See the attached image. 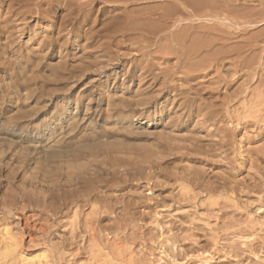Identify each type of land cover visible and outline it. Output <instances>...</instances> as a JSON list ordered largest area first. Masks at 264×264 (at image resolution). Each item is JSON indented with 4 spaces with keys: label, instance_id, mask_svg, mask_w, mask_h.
Listing matches in <instances>:
<instances>
[{
    "label": "rangeland",
    "instance_id": "1",
    "mask_svg": "<svg viewBox=\"0 0 264 264\" xmlns=\"http://www.w3.org/2000/svg\"><path fill=\"white\" fill-rule=\"evenodd\" d=\"M179 1L183 7V0ZM185 1L189 3L190 7L186 8L189 11L201 9L203 2ZM170 2L173 3L172 0H69L65 6L63 0H0V264H98L97 260L103 262L102 257L109 260L107 243L114 240L125 251H142L149 237V234L146 238L143 235L153 228L154 213L158 212L160 218L168 220L173 214H181L180 211L192 210L191 207L176 210L171 208L173 203H163L180 183L166 176L167 171L182 170L183 167L206 169L214 178L217 173L240 169L244 171L239 178L244 177L246 185L253 183V175L255 179L262 176L257 171L264 172V159L255 158L261 160V164L258 161L256 164L254 157L259 154L258 148L264 147V134L258 132V123L264 125V95L261 94L264 84H258V77H261L258 75L264 74V25L260 18H256L259 24L257 20L248 19L261 17L262 5L254 2L253 5L263 12L252 5L248 8L251 13L247 14L245 0H223V7H229H219L227 11L221 13L227 20L219 25L220 22L202 20L199 15L198 19L193 15L188 20L187 14L176 13L175 5L170 10ZM140 6L146 12L143 11V15ZM210 10H204L211 14L206 16L218 12ZM204 12L200 13L201 17L205 16ZM245 12L246 16L253 12L256 15L247 18ZM132 14H137L136 18ZM167 16H170L169 21ZM127 18H130L129 22ZM177 18L183 20L178 19L174 25ZM134 20L140 21L141 25ZM146 20L151 22L145 23ZM179 24H182L181 28ZM203 29L210 33V36L207 33V46L215 37L218 39L208 49L200 44L206 39L202 37ZM176 30H180L182 34H179L185 35L184 38H180ZM196 37H200V43ZM175 39L177 42L173 41ZM178 42H182L181 46ZM246 43H253V48ZM223 50L229 52L225 55ZM219 51L221 59L220 55L214 56ZM238 60L244 61L243 65L246 63L241 69ZM233 76L239 78L238 81L230 82L235 80ZM256 88L258 90H254ZM198 106L212 107L219 115H223L225 109L232 113L231 116L228 113L229 119L223 118L224 122H220L228 129H239L235 135L236 146L233 143V148L228 151L233 159L231 166H213L188 159L173 162L180 155L177 153L185 151L175 147L181 142L189 144L185 139L190 135L207 138L208 130L200 128L205 113H198ZM206 119L204 127L213 130V120L208 115ZM96 161L106 164L97 162L98 166ZM98 168L104 173L101 178H105H102L105 185L101 184L98 190L99 198L103 199L91 198L78 218L67 213L65 198L57 195L64 197V187L66 191L70 189L66 188L70 186L66 184L69 183L68 171L90 170L94 173L93 170ZM105 169L108 170L105 172ZM246 191L239 193L242 197H250V200L248 196L244 197L243 203L250 202L252 213L264 216V193ZM235 195L233 197L239 198ZM155 202L159 205L154 208ZM95 207H99L98 213ZM94 216L100 221H92V218L96 220ZM88 218L90 225H96L99 230L94 239L90 231L83 228V232L79 228ZM127 220L133 221L119 230L118 222ZM75 230L79 236L72 241L71 233ZM123 230L129 234L135 232L136 239L119 242ZM94 244H101V249L93 252L91 258V250H87ZM147 245L149 247L150 243ZM160 261L156 262L162 264L165 260ZM244 263L248 264L247 260Z\"/></svg>",
    "mask_w": 264,
    "mask_h": 264
},
{
    "label": "bare ground",
    "instance_id": "2",
    "mask_svg": "<svg viewBox=\"0 0 264 264\" xmlns=\"http://www.w3.org/2000/svg\"><path fill=\"white\" fill-rule=\"evenodd\" d=\"M65 3V6H67L69 0H63ZM124 1V0H123ZM131 1V0H130ZM160 1V0H159ZM162 1V0H161ZM179 1V0H178ZM177 0H172L173 3L172 6L170 5V10L172 9V7L174 6L176 8V13H184V15L186 16V14L188 16L187 19L189 20V17L190 20L193 18V15H194V18L196 16L199 15L198 18H201L202 20H205L207 19L208 21H216V22H220L219 25H222L224 24V21H226L227 19H224L222 16H221V13L223 11V9L221 7H223V0L219 1V0H213V3L211 0V2H209L208 0H203L202 3H200L201 5V9L197 6H199V3H196L198 4L197 6V9H193V11H189L187 10L186 8H188L189 6V3L188 1H185L183 0V7L182 5V2L178 3ZM201 1V0H200ZM199 1V2H200ZM208 1V2H207ZM221 2L219 4L216 3V2ZM228 1V0H227ZM237 1V0H235ZM246 3L248 4H245L244 7H247V9L249 7H252V5L257 3V5H262L260 6L261 7V10L262 8L264 9V0H245ZM195 2V1H194ZM197 2V1H196ZM3 3V2H2ZM1 3V4H2ZM154 3V2H153ZM151 3V4H153ZM159 3V2H158ZM163 3V2H162ZM167 5H168V1L166 2ZM191 3V1H190ZM225 3V2H224ZM252 3V4H251ZM150 4V3H149ZM185 4V5H184ZM195 4V3H194ZM226 4V3H225ZM127 5V4H126ZM145 5V4H144ZM241 5V4H239ZM244 4H242L241 6H243ZM153 6V5H152ZM154 6H155V3H154ZM154 6L152 9H154ZM160 6V5H159ZM221 6V7H219ZM228 6V5H227ZM227 6L225 7V9L227 8ZM231 6V5H230ZM253 6H256V5H253ZM258 6V7H259ZM138 7V6H137ZM141 7V6H140ZM150 6L147 5L146 8H148ZM158 7V5H157ZM163 7L165 8V6L163 5ZM167 7V6H166ZM190 7V6H189ZM193 4H192V7L190 8L192 10L193 8ZM223 7V8H224ZM229 7V6H228ZM139 8V7H138ZM142 8V7H141ZM241 8V7H239ZM238 8V9H239ZM257 11L259 12H263V11H260V8L257 9V6L255 7ZM130 9V8H129ZM133 9V8H132ZM151 9V10H152ZM207 9H211L212 11H218L217 13L215 12L214 16H206V15H211L210 13H206V12H209V11H206L204 12V10H207ZM233 8H229V10H231ZM237 9V8H236ZM253 9V8H252ZM131 10V9H130ZM135 10V9H133ZM142 11V15H143V8L140 9ZM149 8H148V12H149ZM165 10V9H164ZM210 10V11H211ZM228 10V9H227ZM242 11L244 10L245 11V8L244 9H241ZM251 10V9H250ZM138 11V10H137ZM140 11V12H141ZM168 10H166L167 12ZM173 12H175L174 10H172ZM225 11V10H224ZM223 11V12H224ZM235 11V9H234ZM240 11V9L238 10ZM249 11V9H248ZM247 12L248 13H251L250 11ZM255 11V10H254ZM255 11V13L257 12ZM63 12V11H62ZM67 12V11H66ZM145 12V11H144ZM153 12V11H152ZM151 12V13H152ZM171 12V11H170ZM169 12V13H170ZM172 12V14H173ZM201 12H204L205 16L201 17L200 16V13ZM227 12V11H225ZM232 13L233 10L231 11ZM246 12H245V16H246ZM131 13V12H130ZM136 13V12H134ZM146 13V12H145ZM144 13V14H145ZM230 13V12H229ZM227 13V14H229ZM140 13H138L139 15ZM155 14V13H153ZM220 14V16H219ZM254 12L252 14H249L247 15L246 17H251L253 16ZM258 14V13H257ZM260 14V13H259ZM258 14V15H259ZM263 14V16H262ZM261 14V17H263L264 19V12ZM133 15V14H132ZM131 15V16H132ZM137 15V14H136ZM135 15V16H136ZM141 15V14H140ZM168 15V14H167ZM213 15V14H212ZM233 15V14H232ZM244 15V14H243ZM256 14H254L255 16ZM127 16V14H126ZM129 16V15H128ZM134 16V15H133ZM134 16V17H135ZM173 16V15H172ZM177 16V14H176ZM162 17V16H161ZM170 17V16H169ZM169 17L167 16L166 17V20L168 19L169 21ZM185 17V18H186ZM213 17V18H212ZM261 17H258L256 16L255 19L254 18H248L250 19L249 21H252V19L255 21L257 20L258 18L262 19ZM65 18V17H64ZM132 18V17H131ZM136 18V17H135ZM143 18V17H142ZM158 18V17H157ZM164 18V17H163ZM174 18V17H173ZM197 18V19H198ZM257 18V19H256ZM125 19V18H124ZM129 19L130 18H127L128 22H129ZM134 19V18H133ZM132 19V20H133ZM171 19V18H170ZM180 19V18H177L175 21H174V25L176 24L175 22H177V20ZM182 19V18H181ZM180 19V20H181ZM230 19V18H229ZM228 19V20H229ZM237 19V18H236ZM259 19L260 23L264 25V21L263 23L261 22V20ZM126 20V22H127ZM137 20V19H136ZM148 20V19H147ZM146 22L145 23H150L152 20L154 19H150L149 21L150 22ZM161 20V18H160ZM183 20V19H182ZM240 20V19H239ZM121 21V20H120ZM123 21V20H122ZM142 21V19H141ZM199 21V20H198ZM232 21V20H230ZM248 21V20H247ZM248 21V22H249ZM258 21V20H257ZM259 21H258V24H259ZM19 22V21H18ZM133 22H136L135 20ZM140 23V21H137ZM136 22V23H137ZM178 22H181V21H178ZM130 23H132L130 21ZM135 23V25H136ZM138 23V24H139ZM144 23V22H143ZM170 23V22H169ZM226 23H229V22H226ZM255 23V22H254ZM155 24V23H154ZM210 24V23H209ZM105 25V23H104ZM108 25V24H107ZM127 25V24H126ZM133 25V24H132ZM141 25V23H140ZM145 26V24H143ZM148 25V24H147ZM162 25V24H161ZM164 25L166 26V24L164 23ZM180 25V24H179ZM182 25V24H181ZM181 25H180V28H181ZM189 25V24H188ZM202 25V24H201ZM215 25V24H214ZM27 26V25H26ZM125 26V25H124ZM128 26V25H127ZM153 26V25H152ZM164 26V27H165ZM171 26V25H170ZM173 26V24H172ZM178 26V25H177ZM196 26V25H195ZM199 26H200V23H199ZM205 26V25H204ZM203 26V27H204ZM210 26V25H209ZM262 26V25H260ZM121 27V26H120ZM158 27V26H156ZM155 27V28H156ZM176 27V26H174ZM187 27V26H186ZM202 26H200V29H201ZM207 27V26H205ZM204 27V28H205ZM213 27V26H212ZM217 27V26H216ZM124 28H127V27H124ZM123 28V29H124ZM132 28V26H131ZM138 28V27H137ZM163 28V27H162ZM168 28V27H167ZM192 28V27H190ZM225 28V26H224ZM158 29V28H157ZM178 29V27H177ZM197 29V28H196ZM206 29V28H205ZM257 29V28H256ZM127 30V29H126ZM146 30V29H145ZM162 30V29H161ZM207 30V29H206ZM210 30H213V29H210ZM228 30V29H227ZM150 31V30H149ZM154 31V30H153ZM167 31V30H166ZM177 33H181L180 30H176ZM183 31V30H182ZM185 31V30H184ZM183 31V32H184ZM188 31V30H187ZM193 31V30H192ZM221 32L223 31L222 28L220 30ZM259 31V30H258ZM256 31V32H258ZM156 32V31H155ZM203 32H204V29H203ZM214 32V31H213ZM224 32V31H223ZM233 32V30H232ZM254 32V30H253ZM189 33V32H188ZM194 33V32H193ZM196 33V32H195ZM205 33V34H204ZM204 36L202 35L203 38L206 37V39H202L204 41V43H200V37H196L198 39V42L200 44H204L206 45L208 43V40L207 38V33L208 32H204ZM226 33V32H225ZM230 32H228L229 34ZM235 33V32H234ZM261 33V32H260ZM262 33L263 30H262ZM261 33V34H262ZM182 34V33H181ZM179 34V37L180 35ZM197 34V33H196ZM210 33H208L209 35ZM233 34V33H232ZM237 34V33H236ZM168 35V34H167ZM176 35V33H175ZM174 35V36H175ZM188 35V34H187ZM198 35L201 36V34L199 33ZM234 35V34H233ZM251 35V34H250ZM263 35V34H262ZM178 36V35H176ZM183 35H181L180 38H184V36L182 37ZM210 36V35H209ZM213 35H211L212 37ZM217 36V34L215 35ZM245 36V35H244ZM253 36V34L251 35ZM258 36V34H257ZM128 37V36H127ZM195 37V36H193ZM210 37V38H211ZM218 37V36H217ZM220 37V36H219ZM241 37V36H240ZM254 37H256L254 35ZM172 38V37H171ZM191 38V37H190ZM195 38V40H197ZM220 38H223V36H221ZM239 38V37H238ZM258 38V37H256ZM260 38V37H259ZM143 39V38H142ZM169 39V38H168ZM188 39V38H187ZM215 40L218 41V39L215 37L214 38ZM224 39H227V38H224ZM149 40V39H148ZM192 40V39H191ZM212 40V39H211ZM214 40V41H215ZM258 40V39H257ZM173 41H176L173 40ZM207 41V42H206ZM211 42L210 41V44L208 46L211 47V43H215L216 42ZM177 42V41H176ZM183 42H185V40H183ZM226 42V41H225ZM225 42H224V46L225 45ZM250 42V41H248ZM255 42V41H253ZM260 42V41H259ZM180 43V46L182 44V42H178ZM186 43V42H185ZM242 43V42H241ZM262 43V42H261ZM193 44V43H191ZM240 44V43H239ZM250 43H246L247 46H252L249 45ZM256 44V43H255ZM163 45V44H162ZM257 45V44H256ZM255 45V46H256ZM169 46V45H168ZM207 46V45H206ZM205 46V48H206ZM207 46V49L209 48ZM223 46V47H224ZM244 44L241 46L243 47ZM254 46V45H253ZM252 46V48H253ZM183 47V46H182ZM186 47V46H184ZM191 47V46H190ZM199 47V46H198ZM237 47V46H236ZM246 47V46H245ZM158 48V47H157ZM163 48V47H162ZM166 48V47H165ZM217 48V47H216ZM225 48V47H224ZM168 49V48H167ZM190 49V48H188ZM218 49V48H217ZM221 49V48H219ZM218 49V50H219ZM226 49V48H225ZM234 49V48H233ZM237 49V48H236ZM169 50V49H168ZM183 50H185L183 48ZM198 51V49H196ZM239 50V49H238ZM177 51V50H176ZM227 50H223V53L226 55V52ZM232 51V50H231ZM247 51V50H245ZM243 51V52H245ZM190 52V50H189ZM194 52V51H193ZM229 52V50L227 51ZM257 52V51H255ZM161 53V52H160ZM222 53V52H221ZM246 53V52H245ZM209 54V53H208ZM189 55V54H188ZM193 55V54H192ZM198 55V54H197ZM214 55V54H213ZM220 55V51H219V54L217 53V55H214L215 57ZM228 55V54H227ZM240 55V54H239ZM254 55V54H253ZM252 55V56H253ZM166 56V55H165ZM181 56V55H180ZM203 56V55H202ZM222 55L219 56V58L221 57ZM195 57V56H194ZM205 57V56H204ZM203 57V58H204ZM212 57V56H211ZM230 57V56H228ZM242 57V55H241ZM241 57H238L237 58H241ZM244 57V55H243ZM249 57H250V54H249ZM254 57V56H253ZM188 58V57H187ZM191 58V57H190ZM196 58V57H195ZM202 58V57H201ZM223 58V57H221ZM220 58V59H221ZM225 58V56H224ZM236 58V57H235ZM249 59V58H248ZM204 60V59H203ZM224 60V59H223ZM212 61V60H211ZM247 61V60H246ZM249 61V60H248ZM247 61V62H248ZM239 62V60H238ZM241 62V63H240ZM240 64L241 65L244 61H241L240 60ZM198 63V62H196ZM186 65V64H185ZM194 65V64H193ZM199 65V64H197ZM203 65V64H202ZM238 65V66H239ZM246 65V63L244 64ZM242 64V66H240V69L244 66ZM248 65V64H247ZM237 66V67H238ZM251 67V65H249ZM232 67V66H231ZM236 67V65H235ZM236 67V68H237ZM190 68V67H189ZM216 68V67H215ZM239 68V67H238ZM237 68V69H238ZM239 69V70H240ZM207 70V69H206ZM234 73V72H233ZM237 74V73H235ZM258 76H261V77H258V79H260L259 81V85L261 84H264V74H260ZM235 76H233L234 78ZM230 79V78H229ZM238 81L239 78H236L235 77V80H231L230 82H234V81ZM200 80V79H199ZM227 81V80H226ZM243 81V80H242ZM221 83V82H220ZM229 83V82H228ZM227 83V84H228ZM241 83V82H240ZM226 84V82H225ZM231 84V83H230ZM229 85V84H228ZM255 86L256 87H260V86ZM240 86V85H239ZM242 86V85H241ZM263 86V85H262ZM241 88V87H240ZM261 88V87H260ZM242 89V88H241ZM246 90V87L244 88ZM243 90V89H242ZM254 90H258L257 88L254 89ZM262 90V89H261ZM234 91V90H233ZM240 91V90H239ZM264 91V89L262 90ZM225 92V91H224ZM233 93V92H232ZM261 93V91H260ZM261 94L264 95V93L262 92ZM263 95H261L260 97H262ZM223 97V95H222ZM226 97V96H225ZM264 99V96L262 97ZM223 99V98H222ZM212 100V99H211ZM262 100V99H261ZM225 101V100H224ZM264 100H262L263 102ZM249 102V101H248ZM261 102V103H262ZM226 103V102H224ZM213 105V104H212ZM210 105V106H212ZM263 105V108H264V103L262 104ZM187 106V105H186ZM207 106V105H206ZM215 107V106H214ZM183 108V107H182ZM209 108V110L206 111V109ZM212 107H205L203 108V106H198V109H197V112L199 111L200 113H205L204 117H205V120H203V123L206 124V122L208 121L206 119V115H208L210 117V120L212 121L211 123V126L214 127L213 130H210L209 128L211 127H204L205 125L203 124V126L201 125L200 128H203V130H205L204 128H206L208 130V133H207V138H210V139H207V138H204V137H195V135H190L189 138L185 139L187 141V143L189 144H184L183 145V142H181V144H178L175 148L178 149L179 151H184V153L181 154L180 153H177V154H180L179 156L177 155L172 161L175 163L177 162L178 160H180L179 162L185 160V159H188V160H193V161H198L202 164H207V165H217L218 164H221L223 166L224 165H230L232 164V161L233 159L229 156V150H231L233 148V145L236 146V143H235V135L237 134L236 131L237 130H232V129H228L227 126L225 125H221L220 122H224V119L223 118H228L229 119V111L227 112L228 109H225L226 112L224 113L223 111V115H219V113L215 110V111H212L213 109H211ZM228 108V107H227ZM262 108V109H263ZM261 109V110H262ZM184 110V109H183ZM264 110V109H263ZM262 110V111H263ZM231 111V110H230ZM196 112V113H197ZM198 112V113H199ZM197 113V114H198ZM221 113V112H220ZM230 116H231V112L229 113ZM218 117H217V116ZM180 116V115H179ZM182 116V115H181ZM184 116V115H183ZM191 116V115H190ZM194 116V115H193ZM192 116V117H193ZM200 116V115H199ZM262 116V115H261ZM191 117V118H192ZM234 117V116H233ZM232 117V119H233ZM238 117V116H237ZM264 117V115L262 116V118ZM214 118V119H213ZM219 118V119H217ZM239 118V117H238ZM236 118V119H238ZM259 118V117H258ZM231 119V120H232ZM244 118L241 117V120H243ZM181 120V117L180 119ZM178 120V121H179ZM192 120V119H191ZM240 120V121H241ZM261 120V119H260ZM259 120V121H260ZM188 121V120H187ZM156 122V121H155ZM191 122V121H189ZM210 123H207L208 126H210ZM191 124V123H190ZM241 124V122H240ZM247 124V123H246ZM259 125V128H260V134L263 135L264 134V125H262L260 122L258 123ZM188 127H189V124H188ZM245 128V127H244ZM199 129V128H198ZM197 129V130H198ZM238 129V127H237ZM250 129V128H249ZM183 130V129H182ZM195 130V131H197ZM206 130V131H207ZM168 131V130H167ZM189 131V130H188ZM232 131V132H231ZM239 131V129H238ZM237 131V132H238ZM187 132V131H186ZM194 132V130H193ZM202 132V131H201ZM241 132V131H240ZM133 133V132H132ZM196 133V132H195ZM194 133V134H195ZM230 133H233L232 135ZM239 133V132H238ZM244 134V133H243ZM172 135V134H171ZM186 135V134H185ZM247 135V134H246ZM258 135V134H257ZM256 135V136H257ZM194 136V137H193ZM237 136V135H236ZM264 136V135H263ZM185 137V136H184ZM213 137V139H212ZM258 137V136H257ZM264 138V137H263ZM234 143V144H233ZM263 143V142H262ZM118 144V143H117ZM157 144V143H156ZM171 144H175V143H171ZM154 145V144H152ZM238 145V143H237ZM258 146V144H256ZM255 145V146H256ZM264 145V144H262ZM149 146V145H148ZM158 146V145H157ZM256 146V147H257ZM152 147V146H150ZM154 147V146H153ZM126 148V147H125ZM145 148V147H144ZM263 148V149H262ZM262 148H258L259 149V154L258 156L256 155L255 158H259L261 157V159H264L262 158V156L264 157V147L262 146ZM160 149V148H158ZM183 149V150H182ZM235 150V148H234ZM158 151V150H157ZM171 151V150H170ZM178 151V152H179ZM160 152V151H159ZM175 152V151H173ZM172 152V153H173ZM169 153V152H168ZM171 153V154H172ZM176 153V152H175ZM255 153V154H256ZM251 154V153H250ZM73 155V154H72ZM176 155V154H175ZM171 156V155H170ZM248 156V155H247ZM62 157V156H61ZM161 157V156H160ZM164 157V155H163ZM251 157V156H250ZM74 158V157H73ZM76 158V157H75ZM149 158V157H148ZM93 160V158H91ZM140 159V158H139ZM162 159V158H161ZM90 160V158H89ZM96 160V159H95ZM93 160V161H95ZM156 160V159H155ZM160 160V159H159ZM82 161V160H81ZM256 161V164L259 162V159L258 160H254ZM258 161V162H257ZM263 161V160H262ZM66 162V161H65ZM75 162V161H74ZM99 162L100 164V161H96V163ZM102 162V161H101ZM142 162V161H141ZM153 162V161H152ZM253 162V161H252ZM261 162V160H260ZM258 163V164H261V163ZM86 163V162H85ZM94 163V162H93ZM92 163V164H93ZM104 161L101 163L103 164ZM69 164V163H68ZM78 164V163H77ZM98 164V163H97ZM98 164V166H99ZM100 164V165H101ZM106 164V163H104ZM140 164V163H139ZM155 164V163H154ZM178 164V163H177ZM181 164V163H180ZM187 164V163H186ZM66 165V164H65ZM220 165V166H221ZM92 166V165H91ZM104 166V165H103ZM134 166V164H133ZM231 166V165H230ZM261 166V165H259ZM258 166V167H259ZM58 167V166H57ZM96 168V166H94ZM131 167V166H130ZM182 167V166H181ZM207 167V166H206ZM250 167V166H249ZM252 167V166H251ZM250 167V168H251ZM92 168V167H91ZM100 168V167H99ZM98 168V169H99ZM109 168V167H108ZM113 168V167H112ZM134 168V167H133ZM172 168V166H171ZM241 168V167H240ZM59 169V168H57ZM87 169V168H86ZM97 169V168H96ZM104 169V168H103ZM110 169V168H109ZM136 169V167H135ZM203 169V168H202ZM234 169V168H233ZM101 169L99 170H93L94 173H92L90 170H69V174L70 175L68 178H69V183H67L66 181V184H70V186L66 187V188H69L70 189L68 191H66L65 187H64V190H65V194H64V197L63 195L61 194L60 196L57 195V197L61 198V199H64L66 200V203L65 201H63L65 204L64 206L66 205V207H64L66 209V212L67 213H72L76 218H78L81 213V209L87 205L89 203V200H91V198H94V199H97V200H101L103 199L102 197L99 198V187L102 186L101 184H104V176L101 178L102 172H100ZM108 170V169H107ZM105 169V172L107 171ZM206 170V169H205ZM191 170L190 167H183L182 170H173L170 171V172H166V170H160V172H166V176L170 177L173 181L175 182H180L179 183V187H176L175 190L173 192H171V194L167 195L165 198H164V201L163 203L164 204H169L170 203L174 204V205H171V208L173 209V207L176 209V210H182V209H186V207H191L192 210L188 211V212H181V214L178 212L176 214H173L171 216L170 219L168 220H165L163 218H160L161 215L158 216V212L154 213L153 214V219L151 221L152 225H153V228L151 227L148 231L147 234L144 233V237L146 238V236L149 234V237L146 238V243L149 244L150 243V246L148 247L147 244H145V247L146 248H143L142 251L140 252H130V251H125L123 249V247H121V245H119L120 243L117 242V240H114V241H108L107 244H109L107 247L110 248V252L108 251L107 252V259H103L104 257H102L101 260H103V262L97 260L98 264H104V262L106 264H160V263H157L156 261H160V260H165L164 262L167 263V264H216L218 262H220L219 264H246L244 262H246L247 260V263L248 264H264V256L260 255V254H264V216H257L256 214L252 213V210L250 209V202H247L248 203H243V198L244 197H247L248 195L242 197V195H240L241 193L240 192H245L246 190H250V191H261L264 193V172L262 174H260L259 170L257 171L261 177L260 178H256V176L253 175L252 179L254 180L253 183H248L246 185V179L244 177L242 178H239L240 174L244 171V170H231L232 173H227L226 171H224V173H217L215 176H213L214 178H212L211 175H209L208 173H210L211 171L210 170ZM58 171V170H57ZM249 171V170H248ZM109 172V171H108ZM112 172V171H111ZM125 172H128V171H125ZM130 172V171H129ZM255 172V171H254ZM123 174V172H121ZM250 173V172H249ZM60 174V173H59ZM111 174V173H110ZM116 174V173H115ZM252 174V173H251ZM256 174V173H255ZM62 175V174H61ZM58 176L59 177H61ZM94 175V176H93ZM124 175V174H123ZM147 175V174H146ZM213 175V173H212ZM250 175V174H249ZM56 176V175H54ZM109 177V176H107ZM112 177H115V175H113ZM247 177V176H246ZM57 179V178H56ZM248 179H249V176H248ZM247 179V180H248ZM251 180V179H249ZM248 180V182H249ZM106 181V180H105ZM252 181V180H251ZM250 181V182H251ZM60 182V180H59ZM57 183V182H56ZM62 183V182H61ZM109 184V182H107ZM60 184V183H59ZM63 185V184H61ZM60 185V186H61ZM105 185V184H104ZM159 185V184H158ZM54 186H56V184H54ZM59 186V188H60ZM64 186V185H63ZM66 186V185H65ZM58 187V186H57ZM110 187H113V186H110ZM56 188V187H55ZM180 188V189H179ZM178 189V190H177ZM58 190V189H57ZM177 190V191H176ZM54 191V190H53ZM56 191V190H55ZM59 191V190H58ZM62 191V190H60ZM102 192V191H101ZM248 194H250L248 191H246ZM63 193V192H61ZM105 193V192H104ZM240 193V194H239ZM56 195V193H54ZM234 194H237L239 195V198H235L233 197ZM53 195V193H52ZM53 195V196H55ZM235 195V196H237ZM112 197V196H111ZM264 197V194L263 196ZM222 201H220L221 199ZM250 197L248 196L247 199H249ZM55 199V198H54ZM57 199V198H56ZM93 199V200H94ZM109 199V198H108ZM257 199V198H256ZM264 199V198H263ZM263 199H259V200H262ZM224 200V201H223ZM250 200V199H249ZM137 201V200H135ZM261 201V202H262ZM139 202V201H138ZM251 202H252V199H251ZM254 202V201H253ZM108 203V202H107ZM255 203V202H254ZM57 204V203H56ZM90 204V203H89ZM163 204V205H164ZM253 204V203H252ZM258 204V203H257ZM156 205H159V202H155L152 206L155 208ZM162 206V205H161ZM165 206V205H164ZM254 206V204H253ZM110 207V206H109ZM112 207V206H111ZM167 207V205H166ZM252 207V206H251ZM190 208V209H191ZM262 208V207H260ZM99 209V207H98ZM98 209L95 207V212H99ZM111 209V208H110ZM167 209V208H166ZM174 209V210H175ZM188 209V208H187ZM171 210V209H170ZM169 210V211H170ZM189 210V209H188ZM261 210V209H260ZM158 211V209H157ZM261 213V212H260ZM259 214V213H258ZM100 215V214H99ZM125 215V214H124ZM264 215V214H263ZM165 216V215H164ZM95 217V216H94ZM96 218V217H95ZM94 218V219H95ZM166 218V217H165ZM89 218L85 221H83V224H81L79 226V228L83 231V228H85V230L87 232L90 231V235L92 236V239H94V237L97 235V232L99 231L98 228L94 225H90V221H88ZM92 221H95V222H98L100 221V218H96V220H93L92 218ZM133 221V220H132ZM132 221H129L127 220L126 222H118L117 224V228L119 230H122L123 227H125L126 225H129L130 222ZM99 224V223H98ZM104 224V223H103ZM102 224V226H103ZM100 227H101V222H100ZM127 227V226H126ZM89 228V229H88ZM78 229V228H77ZM76 229V230H77ZM102 229V227H101ZM76 230L73 231L71 233V240L72 241H76L78 239V236H79V233H76ZM81 231V232H82ZM80 232V233H81ZM84 232V231H83ZM124 234L123 236H121L118 240L119 242H127V241H133L136 239V234L134 233H127L126 231H124ZM99 233V232H98ZM106 233V232H105ZM82 235H80L81 237ZM142 237V235H140ZM139 238V237H138ZM85 239V237L83 238ZM96 241V240H94ZM12 242V241H11ZM81 242H84V241H81ZM101 242V241H100ZM6 243H9V241H6ZM5 243V244H6ZM16 243V242H15ZM74 243V242H73ZM85 243V242H84ZM96 243V242H95ZM12 245V243H9ZM17 244V243H16ZM70 244V243H69ZM75 244V243H74ZM147 245V246H146ZM8 246V245H7ZM5 246V247H7ZM14 246V245H13ZM2 248V247H1ZM6 249V248H5ZM101 249V244H94L93 246H91V248H89L87 251L90 252V255L92 256L93 255V252L95 251H99ZM127 250V249H126ZM74 251V250H73ZM84 251V250H83ZM7 252V251H6ZM196 252H198V254H196ZM73 253V252H72ZM106 253V252H105ZM6 254V253H5ZM88 255V254H87ZM102 256H105L103 254H100ZM132 255V256H130ZM76 257V256H75ZM33 258V257H32ZM41 258V257H40ZM93 258V256L91 257ZM21 259V258H20ZM27 260L29 258H26ZM249 259H251V261H249ZM96 260V259H95ZM22 261V260H21ZM93 261V260H91ZM90 261V262H91ZM216 261V262H215ZM243 261V262H242ZM249 261V262H248ZM24 262V261H23ZM31 262V261H30ZM72 262V260H71ZM74 262V261H73ZM96 262V263H97ZM108 262V263H107ZM161 262V261H160ZM163 262V263H164ZM162 263V264H163ZM39 264V263H38ZM41 264V263H40Z\"/></svg>",
    "mask_w": 264,
    "mask_h": 264
}]
</instances>
